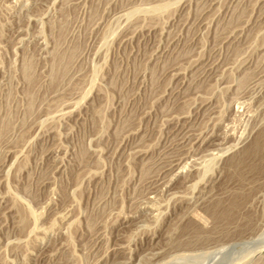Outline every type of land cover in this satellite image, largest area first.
<instances>
[{"label":"rangeland","instance_id":"1","mask_svg":"<svg viewBox=\"0 0 264 264\" xmlns=\"http://www.w3.org/2000/svg\"><path fill=\"white\" fill-rule=\"evenodd\" d=\"M263 241L264 0H0V264Z\"/></svg>","mask_w":264,"mask_h":264},{"label":"bare ground","instance_id":"2","mask_svg":"<svg viewBox=\"0 0 264 264\" xmlns=\"http://www.w3.org/2000/svg\"><path fill=\"white\" fill-rule=\"evenodd\" d=\"M262 138H263V137H261V139H262ZM259 139H260V138H259ZM262 146H263V140H258V139H257V141L255 142L253 148H254L255 150L258 151L259 149L262 148ZM247 153H248V152H247ZM247 153H245V155H248ZM243 158H246V157H243ZM195 214H198V213H195ZM193 216H194V215H193ZM196 217H197V219H196ZM196 217H195V220H198V218L201 219V217H200L199 215H196ZM202 218H203V216H202ZM199 221H202V220H198V222H199ZM205 221H206V220H205ZM202 223H203V222H202ZM205 227H206V225H205ZM263 242H264V241H263ZM261 243H262V242H261ZM261 243H260V244H261ZM260 244H259V245H260ZM262 244H263V243H262ZM262 244H261V246H259V247L257 246V247H258V248H256L257 251H255V250H254V251L257 252V253H259V252H263V251H264V244H263V245H262ZM254 251H253V252H254Z\"/></svg>","mask_w":264,"mask_h":264}]
</instances>
